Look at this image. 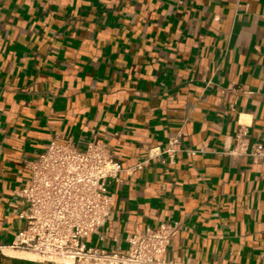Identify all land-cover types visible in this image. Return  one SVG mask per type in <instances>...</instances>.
Returning <instances> with one entry per match:
<instances>
[{
  "label": "crops",
  "instance_id": "0c3cea01",
  "mask_svg": "<svg viewBox=\"0 0 264 264\" xmlns=\"http://www.w3.org/2000/svg\"><path fill=\"white\" fill-rule=\"evenodd\" d=\"M264 0H0V242L23 220L14 190L51 141L109 143L124 167L86 242L180 222L172 264H264ZM246 133V134H244ZM194 151V153H190ZM0 264H57L4 248Z\"/></svg>",
  "mask_w": 264,
  "mask_h": 264
},
{
  "label": "built area",
  "instance_id": "2783aa9c",
  "mask_svg": "<svg viewBox=\"0 0 264 264\" xmlns=\"http://www.w3.org/2000/svg\"><path fill=\"white\" fill-rule=\"evenodd\" d=\"M179 143L176 137L167 147H153L147 160L124 167L107 142L91 141L80 148L51 141L36 159L28 161L27 184L14 190L22 204L18 216L23 223L10 244L0 242V253L10 248L57 264H172L165 255L181 228L177 221L129 234L124 251L92 247L86 240L111 217V185L121 181V174L142 169L154 157L174 163ZM231 154L263 158L264 146L250 144L239 133Z\"/></svg>",
  "mask_w": 264,
  "mask_h": 264
},
{
  "label": "rangeland",
  "instance_id": "374dc122",
  "mask_svg": "<svg viewBox=\"0 0 264 264\" xmlns=\"http://www.w3.org/2000/svg\"><path fill=\"white\" fill-rule=\"evenodd\" d=\"M38 257V256H37Z\"/></svg>",
  "mask_w": 264,
  "mask_h": 264
}]
</instances>
